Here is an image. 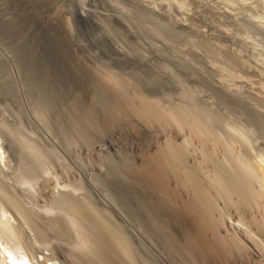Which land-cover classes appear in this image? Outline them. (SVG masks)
<instances>
[{
    "label": "rangeland",
    "instance_id": "1",
    "mask_svg": "<svg viewBox=\"0 0 264 264\" xmlns=\"http://www.w3.org/2000/svg\"><path fill=\"white\" fill-rule=\"evenodd\" d=\"M36 2L0 0V241L44 264H221L216 239L204 238L187 198L174 195L167 183L163 187L173 195L153 196L78 162L65 145L62 112L71 101L108 103L94 75H112L142 101L192 110L221 139L218 162L251 174L252 187L262 192L264 0ZM164 127L162 138L179 145L174 130ZM149 137L141 136L143 145ZM115 140L117 152L102 157L120 166L124 145ZM24 141L34 157L25 154ZM190 143L182 168L205 196L218 238L231 247L224 262L264 264V232L248 224L254 215L236 212L219 194L214 164L196 140ZM36 157L39 163L32 161ZM65 195L83 197L101 213L122 235L130 260L98 261L99 233L58 200ZM255 202L264 211V201ZM235 239L247 255L241 250L234 261Z\"/></svg>",
    "mask_w": 264,
    "mask_h": 264
},
{
    "label": "bare ground",
    "instance_id": "2",
    "mask_svg": "<svg viewBox=\"0 0 264 264\" xmlns=\"http://www.w3.org/2000/svg\"><path fill=\"white\" fill-rule=\"evenodd\" d=\"M35 1L42 4L53 3V0ZM49 21L54 23L55 16L51 15ZM4 22L10 21L6 19ZM64 28L69 38H72L68 25ZM94 76L97 84L100 85L105 95L109 97V102L104 103L101 99L93 97L90 98L91 104L83 107L71 101L68 104V109L62 112L69 130L64 133L65 145L73 153L78 162L81 161L87 168L98 175H103L123 185H134L138 188L137 190L150 195L153 194V196L161 192L171 196L172 193L170 192L173 191V193L176 192L174 195L178 197H186L188 202L185 203L187 210L189 209L194 215L196 214L195 216L198 218L199 225L203 229L204 238L212 237L214 240L216 239L213 248L215 252H218V259L222 261L221 264H227L224 262L228 257L225 256L224 258V254H230V252L228 254L225 253L229 247L225 243L227 241L224 242L225 239L221 240V238H218L219 235L216 228L218 225L212 219V211L205 196L197 191V186L193 184L195 180L193 175L182 168L185 155L184 147L189 144L191 145L190 142L196 140L198 147L206 151L209 165L214 164L216 168L213 167L215 171L212 174L215 187L216 184L218 190L220 187L221 192L219 194L229 199L236 212L249 211L250 214L254 215H250L249 222L247 221L248 224L264 232V211H261V207L259 206L261 204L257 205V202H255V200H258L259 203L264 201V189L262 192H256L251 184V174L248 175L244 171L238 172L233 168L229 169L218 162L219 159H216L218 157L217 151L222 147V141L206 124L198 119V116L192 110L188 107H178L174 104H169L171 106L165 105L164 107L152 102H145L146 99L142 101L134 90L130 91L126 87L127 83L120 80L119 82L118 79L114 80L112 75L105 78L100 77L98 74ZM134 124H137L139 128L135 127ZM165 124L167 128L169 125L174 130L180 140L179 145L173 144L171 140L165 137L162 138L161 131L164 129H161ZM59 127L61 126L59 125ZM142 135L148 137L150 135V142L148 140L143 145L141 141ZM158 136L163 140L152 139ZM116 137L124 145V152H122L123 162L120 166H114L104 159L105 156L102 157L106 152H117L118 144L115 140ZM26 142L24 141L21 147L25 148L27 156L34 157L35 153L32 148L27 146ZM80 148L85 155L83 160L79 158ZM220 152L221 149L219 150ZM202 153L204 154L203 151ZM37 157L32 161L38 162ZM200 164L195 165L197 167ZM201 166L204 165L202 164ZM201 166L199 168H202ZM175 175H177V178ZM260 177V181L264 185V173ZM164 182L171 188L170 192L163 187ZM162 187L164 190L160 191ZM212 188H214V185ZM58 200H66L67 205L71 209L79 211L89 225L97 229L99 233L97 243L99 250L97 255L98 261L102 263L106 260H130L120 232L118 233L114 227L107 223L108 221L100 215L101 213L99 214L85 198L74 199L65 195L64 197H58ZM9 201L12 202L13 200L10 199ZM184 208L186 209V207ZM199 225L198 227H200ZM232 242L234 261L236 257H239L237 252H241V250L242 255H247L240 241L235 239ZM0 264L44 263L36 260L34 256L31 258L26 251L20 256L0 241Z\"/></svg>",
    "mask_w": 264,
    "mask_h": 264
}]
</instances>
